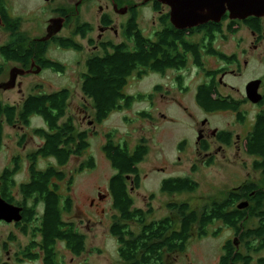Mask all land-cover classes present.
<instances>
[{"label":"rangeland","instance_id":"rangeland-1","mask_svg":"<svg viewBox=\"0 0 264 264\" xmlns=\"http://www.w3.org/2000/svg\"><path fill=\"white\" fill-rule=\"evenodd\" d=\"M26 1V2H25ZM13 0L10 2L11 9L8 13L12 18L21 19V29L29 32L30 35H38L39 29L45 24L51 12L44 7L41 0ZM67 1V0H63ZM141 1V0H140ZM30 3V5L28 3ZM94 4V3H93ZM96 5V4H95ZM93 5V11L86 12L82 20L88 21L93 27L97 23V6ZM33 7V8H30ZM31 9L32 13L29 12ZM138 12V27L142 30L144 36L153 37L155 30H159V16L152 9L151 4L142 5ZM113 16H117L113 14ZM117 21L124 20V17L118 16ZM228 20L224 22L226 25ZM236 28V35L230 36L226 41H218L221 51L228 53H238V58H246L248 65L242 67V73L239 77L229 76L226 83L234 86L238 91H233L235 98H240L244 93V84L254 77L264 79V56L260 57L250 54L242 56L240 51L236 50V44L241 40H250L248 29L242 23L233 25ZM118 28V27H117ZM70 27L61 32V36L71 35ZM225 32V31H224ZM226 33V32H225ZM4 28H0V46L8 41ZM75 40L82 45L80 52L59 51L54 46L48 45V58L60 62L65 70L62 74L53 73V71H44L39 77L33 75L30 78H21V90L4 91L0 93V99L3 102L16 104L23 97L34 92V84H41L38 91L51 92L62 88H67L70 92L67 105V116L70 117L80 131L87 133V149L80 156H72L63 166H56L65 174L62 181H58V191L62 195H68L72 200L71 211L63 214L67 221L74 222L81 232L85 235V251L75 256L64 247V243L58 241L54 248L57 251V260L61 264H116L120 261L118 257V242L116 238L109 233L113 222V216L116 211L112 207V197L109 195V180L115 170L105 157L102 150L105 136L113 132L115 142H127L129 148L144 139L148 145V152L144 159L137 165L139 171V186L128 183L131 197L135 207L146 210L152 206L153 211L147 216L148 220H157L169 214L167 203L188 202L194 209H200L210 199H221L227 191L234 189L247 180L254 181L264 187V176L260 171H255L251 162L254 157L250 156L244 149V136L251 129L253 118H255L257 106L250 101L244 102L241 111L245 114L242 124L236 121L232 113H218L216 115L204 114L194 102V88L201 82V75H196L190 70L182 71L183 83L188 86V92L183 93L176 87V73L167 72L165 75H158L157 72H146L137 77L132 74L123 88V93L129 95L150 94L153 93L155 85H160V92L154 91L151 98H144L142 101H134L128 108L111 112L101 123H96L94 118V109L91 100L82 95L81 91V73L85 68V61L90 55L101 54V50L91 51L86 46V42L75 36ZM126 41V39H124ZM121 41L116 38L113 42ZM125 43L132 48L133 44L127 40ZM241 55V56H240ZM0 57V62H1ZM214 63L213 59L206 58L207 65L216 66L222 64L219 60ZM11 66H8L9 68ZM244 70V71H243ZM32 76V75H29ZM36 77V78H34ZM229 90V89H228ZM226 92H229V91ZM180 99L181 106H178L177 100ZM241 100V99H238ZM176 103V104H175ZM184 107L187 109L184 110ZM264 109V107H263ZM145 111L148 116H140V112ZM187 113H191L189 116ZM208 117L215 127L232 130L234 135H238L241 142L232 143L229 147L220 148L217 151V144L210 150L209 154H198L195 151L196 141V121ZM29 125L19 129L4 124V134L2 145L0 147V171L10 165V158L19 155L22 159L23 168L15 176V183L26 181L28 179L27 153L36 149V146L42 143V139L34 134V129L46 127L41 117L33 115ZM21 133L26 135V146L24 149L17 144ZM182 140L185 145L182 150L179 145ZM208 155L214 157L213 162H206ZM91 157L94 161V167L81 169V164ZM37 167L45 168L48 165L55 164L54 158L37 159ZM21 163V164H22ZM209 163V164H208ZM193 168H195L193 170ZM189 176L199 184L194 192L183 191V193H166L161 190V184L164 179L170 177ZM70 180V182H69ZM15 185L12 192L19 198L18 188ZM100 195V199L98 195ZM91 199L93 200L91 204ZM41 206L36 210L41 212ZM35 225V223H33ZM133 229L137 230V225L129 223ZM256 220L253 218L245 222V227H253ZM33 226V225H32ZM208 235L204 237L192 236L186 249L183 252H174L167 256V261L176 264H218L221 257L223 244L227 240L234 241L235 236L232 228H228L220 221H214L207 226ZM12 233L14 240L9 241L6 236ZM30 235H23L17 228L0 223V263L4 264H42L41 259L37 260H19L16 252L23 246H26L32 239ZM9 248L8 253L2 252L1 245L6 242ZM239 244V243H238ZM243 251V246H239ZM264 256V249L254 254V257Z\"/></svg>","mask_w":264,"mask_h":264},{"label":"trees","instance_id":"trees-1","mask_svg":"<svg viewBox=\"0 0 264 264\" xmlns=\"http://www.w3.org/2000/svg\"><path fill=\"white\" fill-rule=\"evenodd\" d=\"M207 22L201 26L180 30L174 28L168 20L167 14L160 18L162 30L155 32L152 38L144 36L138 27L135 16H132L124 26V35L133 46L127 43L106 42L103 45V53L95 54L85 61V71L81 73L82 95L91 100L94 109V120L101 123L111 112L128 108L134 101H142L151 98L153 93L129 95L123 93V88L132 74L137 77L146 72L164 71L165 67H178L185 61V56L180 54L176 47L182 45L186 51L196 45L188 44L184 35L203 33L214 35L222 31V22ZM21 19L7 18L3 16L4 28L11 30L13 34L5 45L0 47V56L4 59L21 61L22 56L31 57L35 50L25 48L27 37L21 32ZM236 20L228 19L227 31L236 32L233 25ZM258 19L249 17L244 23L250 29L258 28ZM91 25L84 24L77 32L85 33ZM57 44L62 47L80 51L81 45L72 38H61ZM44 49L37 53L38 60L44 59ZM219 57L225 58L215 52ZM197 57V56H196ZM43 58V59H42ZM230 59V57H228ZM198 57L196 58V61ZM46 66H53L55 70H63L64 66L52 63L44 59ZM198 102L207 109L222 108L237 110L239 102L230 99L223 103L210 99L212 90L201 87ZM69 90L62 88L53 92H38L28 95L21 103L20 108L2 105L0 101V141L2 138V121L6 124H28L33 115L41 117L46 127L34 129V134L42 138V145L29 155L31 161L30 182L20 185V191L25 197L34 198L33 206L27 208L26 215L33 220L37 214L34 211L36 204L43 206L42 213L31 223V236L29 244L20 251L22 255L31 260L41 259L42 264H61L57 260V251L54 246L58 241L64 243V247L73 255L78 256L85 251V235L81 234L76 224L63 218L64 213L71 211L72 200L68 195H62L58 191L57 181L65 178L64 172L58 170L55 165L48 166L44 171H36V157H53L58 166L65 165L72 156H80L88 147L86 131L76 129L73 121L67 116ZM140 116H148L145 111ZM244 114L238 115V121L242 122ZM251 129L244 136V149L254 159L251 162L255 171H260L264 176V110L257 112L251 125ZM113 132L105 136L103 152L109 160L115 174L109 182V195L116 211L110 226L111 233L118 242V254L120 261L116 264H176L167 261V256L174 252H183L192 236L204 237L208 235L207 226L214 221H220L228 228H232L238 241L227 240L222 247V255L218 264H264V256L254 257L264 249V187L254 181L247 180L234 189L227 191L225 196L219 199H210L199 210L194 209L188 202L167 203L169 214L157 220L146 219L153 211L152 206L146 210L135 207L131 197L128 183L139 186V171L137 165L144 159L148 152V145L141 139L132 149L127 142H115ZM220 139V138H219ZM209 164V163H208ZM84 168L94 167V161L88 157L81 164ZM195 168H193L194 170ZM56 180V182H54ZM70 182V180H69ZM10 185L2 186L3 191ZM199 184L189 176L170 177L164 179L161 190L166 193L194 192ZM248 202L244 208L237 205ZM25 215V216H26ZM28 216H26V219ZM253 218L256 224L253 227H245V222ZM35 223V225L33 224ZM137 225V230L129 224ZM33 225V226H32ZM243 246V251L239 248Z\"/></svg>","mask_w":264,"mask_h":264},{"label":"flooded vegetation","instance_id":"flooded-vegetation-1","mask_svg":"<svg viewBox=\"0 0 264 264\" xmlns=\"http://www.w3.org/2000/svg\"><path fill=\"white\" fill-rule=\"evenodd\" d=\"M13 0H0V15L2 17L3 20V16L6 15L7 18H12L8 11L9 9H11L10 6V2ZM25 1V0H22ZM44 4V7H47L49 9V13L51 12V15L47 18L44 19V21H47L45 24H43V26L39 29V34L38 35H30L29 32H24L21 29L20 26V31L24 33V35L27 37V41H26V46H24L25 48L29 49H33L35 50V54L32 55L31 57H24L22 56L21 61H15V60H9V59H4L2 56H0L1 62H0V83H5L9 80L10 78V70L14 67L22 69L25 71L24 74H18L14 80V86L9 88V89H3L0 88V93L1 91H17L19 92L21 90V78H30L33 77V75L36 76H40L42 73H44V71L48 70V71H53V73H60L62 74L65 70V68L63 70H55L53 68V66H46L44 64V59H48L49 61H51L52 63H59L55 60L49 59L47 54V47L48 45L50 46H54V49L57 51H73L74 49L72 48H67V47H62L59 46L57 44V41L61 38H72L75 42H77L75 40V36H78L79 38H81V40H84L86 42V46L91 48V51H97V50H101L103 53V45L106 42H112L114 44L117 43H125L127 41L125 35H124V26L127 23V21H129L131 19L132 16H135L136 19L138 18V12H139V7H141L142 5H146V4H151L152 9L158 14L159 16V23H160V27L159 30H155V32L161 31L162 29V24L160 22V18L163 14H167L168 16V12H169V7L165 4H160L159 2H157L156 0H150L146 3H143V0H67V1H63V0H41ZM26 2V1H25ZM28 3V2H27ZM94 3V4H93ZM30 5V3H28ZM96 4V5H95ZM93 5L97 6V12H98V18L97 19V23L96 25L93 27L88 21L82 20L84 14L88 11H93L94 7ZM31 6V5H30ZM33 8V7H30ZM29 9V12L32 13L31 9ZM113 14H116L117 16H113ZM118 16L120 17H124L125 19L122 20L123 22H121L120 20H118ZM228 18V17H227ZM53 19H60L62 21V27L60 29L59 32H57L55 35L51 36L48 39H44L46 37V33L50 30L49 26L52 24V20ZM229 19V18H228ZM226 19V20H228ZM258 22L257 24L259 25L257 29H250V27L248 25H246L244 23V20H239L236 23H242L243 25H245V27L248 29V33L250 36V40H241L240 43L236 44V50L240 51V53H242V56H245L247 54H250V57L252 58L253 55H255L257 53L258 56L263 57L264 56V17L263 18H257ZM168 20L170 22V16H168ZM224 20L222 22V31L219 33H214V35H204L203 33H199V34H192V35H184L185 40H187L188 44L193 43L196 46L193 47L194 51H191V47L188 51H186L184 49V47L182 45H177L176 49L177 51L185 56V61L182 62L181 64L178 65V67H165L164 71H156L158 73V75H165L167 72L169 71H173L176 73V76L174 77V79H176V87L178 88L179 91L183 92V93H187L188 92V86L185 85L183 83V75H182V71L185 70H190L192 68V72H195L196 75H201V82L197 83L195 88H194V102L197 104L198 108L207 115H216L218 113H232L235 115L236 121L240 124H242L244 122L245 119V114H244V118L243 121L240 122L238 121V115L239 114H243L244 112H242L240 109L243 106L244 102H248L249 100L246 97V84L250 81H253L254 79H259V85H258V92L261 94L262 96V101L259 103H255L254 106L258 107V110L256 111L259 112L260 110H264V79L263 78H258V77H254V79H250L248 80L245 84H244V93L240 98H235L232 95V92L238 91V89H235L233 85L226 83V78L229 76H234V77H239L242 73V67H247L248 62L246 58H242V61L238 58V53H228L226 54L225 52L221 51L219 48V44L218 41H226L229 40L228 38L230 36L236 35V32H229L227 31V24L223 25L224 22L226 21ZM221 22V21H220ZM84 24H89L91 25V29L88 31H85V33H80L77 32L78 28L81 27ZM5 23L3 26H0V28H4ZM70 27V31L71 35L64 37L61 36V32L67 28ZM118 27V28H117ZM5 29V28H4ZM190 29V28H189ZM6 35L8 37V40L10 38V36H12L11 34L12 31L11 30H6ZM226 33H225V32ZM153 33V34H154ZM116 38H121V41L119 42H113L114 39ZM126 39V41L124 40ZM78 43V42H77ZM6 42L4 44H1V46L5 45ZM79 44V43H78ZM80 45V44H79ZM0 46V47H1ZM44 49V52L42 54V62H40L38 60V51ZM81 49H82V45H81ZM76 51V50H75ZM80 52V51H78ZM215 52L222 54L223 56L226 57L222 58L219 57L217 54H214ZM92 56V55H90ZM88 56V58L90 57ZM198 57V60L196 61V58ZM241 56V55H240ZM209 57L210 59H213L214 63H216L217 61L215 60H219L222 64L220 65H216V66H210L207 65L206 62V58ZM228 57H230V59H228ZM87 60V59H86ZM8 66H11L9 68H7ZM64 66V65H63ZM244 71V70H243ZM32 75V76H29ZM36 78V77H34ZM158 86V90L160 92L161 88L160 85ZM201 87H206V88H210V90H212L211 95H210V99L213 100L214 102H219V103H223L224 100H230V99H234L236 101H238L239 106L237 108V110H228V109H222L220 107L218 108H211V109H207L206 107L204 108L203 106H201L198 102H200L199 100V96H200V90L199 88ZM41 88V84H34L33 89L34 92L30 93V94H34V93H38V89ZM229 89V90H228ZM229 92H226V91ZM53 92V91H51ZM47 93V92H46ZM28 94V95H30ZM27 96H23L21 97L22 99L16 103V104H12V103H7V102H3L2 99H0L1 104L2 105H9L12 107H15V111L17 112V110L20 108L21 103L23 102V100L25 99V97ZM241 99V100H238ZM178 102V106H181V101L180 99L177 100ZM176 104V103H175ZM253 104V103H252ZM187 108L184 107V110H186ZM189 116H191V113H187ZM255 114V116H256ZM38 116V115H37ZM254 116V117H255ZM32 117V116H31ZM31 117L29 118V121H31ZM40 117V116H39ZM255 119V118H253ZM2 121V138L0 141V147L2 145V140H3V134H4V123L3 122V118L1 119ZM29 121L27 122L28 124H22V123H13V124H6L8 126H12L13 128H24L26 126L29 125ZM253 123V121H252ZM75 126V125H74ZM76 127V126H75ZM196 137L195 140L196 141V145H195V151L198 154H209L210 150L214 147V145L217 144V151L223 147H229L232 145V143H238L241 142V139L239 138V136L236 134L234 135V133L232 132V130L226 129V128H220V127H215L213 126V124L211 123L210 119L208 117H205L201 120H197L196 121ZM36 129V128H35ZM77 129V128H76ZM38 136V135H37ZM41 138V137H40ZM220 138V139H219ZM42 139V138H41ZM183 142H181V144L179 145V149L182 150L184 145H185V141L182 140ZM43 143V141H42ZM42 143L38 146H36V149L39 148V146L42 145ZM17 144L20 145V147L22 146V148L24 149V147L26 146V135H24V133H21L18 137L17 140ZM244 144H245V139H244ZM35 149V150H36ZM35 150L29 152L26 154L25 156V160L27 161V173H28V179L26 181H22L20 183H18V185H16L15 183V176L17 174H19V172L22 171L23 163H22V159L19 155H14L10 158V165L4 167L1 171H0V197L1 199H3L5 202L12 204L16 207H19L20 210V215H21V220L19 221H11V222H5L3 220H0L1 224H6V225H11L15 228H17L23 235L27 236L30 235V228H31V223L34 220V222H37V219L40 214L42 213V209L43 206L38 203L35 206L34 211L37 212V214L34 216L33 220L29 219V215H26V209L30 208L31 206H33V202H34V198L32 197H25L21 191H20V185H24L26 183L30 182V172H31V161L29 159V155H31L32 152H34ZM208 159L206 162H213L214 161V157L212 155H208ZM40 158H53V157H42V156H37L36 157V161H35V168L36 171H41V170H45L48 166H58L56 164H51L48 165L47 167L43 168H39L37 167V159ZM55 161V159H54ZM22 163V164H21ZM57 168V167H56ZM60 170V169H58ZM54 182H56V180H54ZM58 182V181H57ZM56 182V184H57ZM9 184L10 186L3 191V187L6 184ZM15 185L18 188V193H19V198H16V196L13 194L12 190L13 188H15ZM58 185V184H57ZM91 204L93 202V200L91 199ZM39 206H41V212H38V210H36ZM28 216V220L26 219V216ZM7 239L9 241L14 240L15 237L13 236L12 233H9L8 236H6ZM30 242V241H29ZM29 244V243H28ZM27 244V245H28ZM26 245V246H27ZM23 246L21 248V250L19 249L16 254H19L17 257L19 260H24V259H28L25 256H23L20 251H24L25 247ZM1 250L2 252L4 251L5 253H8V243L7 241L4 242L1 245ZM31 260V259H28ZM1 264V263H0ZM4 264V263H2Z\"/></svg>","mask_w":264,"mask_h":264},{"label":"water","instance_id":"water-1","mask_svg":"<svg viewBox=\"0 0 264 264\" xmlns=\"http://www.w3.org/2000/svg\"><path fill=\"white\" fill-rule=\"evenodd\" d=\"M150 0H143L146 3ZM160 4L169 7L168 16L170 23L174 28L180 30H189V28L201 26L207 22L218 23L227 14L230 20H245L249 17H264V0H156ZM0 15V26H3ZM62 21L53 19L49 26V31L44 39H48L60 31ZM10 78L5 83H0V88L9 89L14 86V80L18 74H24L25 71L19 68H12L9 72ZM260 80L254 79L246 84V97L255 104L262 101V96L258 92ZM98 198L100 199V195ZM248 202L237 205L238 208L246 207ZM20 208L5 202L0 197V220L5 222L21 220ZM238 245V241L235 240Z\"/></svg>","mask_w":264,"mask_h":264}]
</instances>
